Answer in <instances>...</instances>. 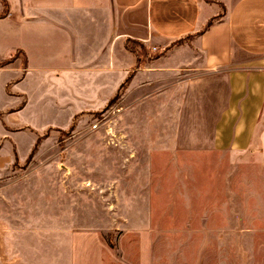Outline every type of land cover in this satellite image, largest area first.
Instances as JSON below:
<instances>
[{
    "label": "rangeland",
    "instance_id": "obj_1",
    "mask_svg": "<svg viewBox=\"0 0 264 264\" xmlns=\"http://www.w3.org/2000/svg\"><path fill=\"white\" fill-rule=\"evenodd\" d=\"M55 40L35 37L34 58L46 59L41 53L55 50ZM124 40L143 60L160 51ZM11 41L0 37V49ZM188 74L135 91L121 83L104 105L82 108L68 124L87 103L72 100L64 81L57 91L72 104H36L51 84L29 79L30 123L65 126L45 128L42 149L1 173L0 225L15 214L33 232L47 226L46 264H56L58 252L57 264H264V144L174 147L179 82ZM80 77L85 85L89 76Z\"/></svg>",
    "mask_w": 264,
    "mask_h": 264
},
{
    "label": "crops",
    "instance_id": "obj_2",
    "mask_svg": "<svg viewBox=\"0 0 264 264\" xmlns=\"http://www.w3.org/2000/svg\"><path fill=\"white\" fill-rule=\"evenodd\" d=\"M0 37L12 38L0 49V175L42 149L45 128L65 126L30 123L33 76L40 86L51 84L35 95L36 104H72L57 91L64 81L72 100L87 103L72 110L68 124L82 108L104 105L121 83L135 91L190 71L179 82L174 147L264 144V0H0ZM35 37H56L55 50L41 53L46 59L34 58ZM124 37L160 51L143 60ZM81 75L89 79L80 86ZM16 218L8 214L0 225V264H46L47 226L33 232ZM63 244L56 241V249L68 250Z\"/></svg>",
    "mask_w": 264,
    "mask_h": 264
},
{
    "label": "trees",
    "instance_id": "obj_3",
    "mask_svg": "<svg viewBox=\"0 0 264 264\" xmlns=\"http://www.w3.org/2000/svg\"><path fill=\"white\" fill-rule=\"evenodd\" d=\"M33 150H34V149H32V150L30 151V153H29V155H28V156H30V155L33 153Z\"/></svg>",
    "mask_w": 264,
    "mask_h": 264
},
{
    "label": "built area",
    "instance_id": "obj_4",
    "mask_svg": "<svg viewBox=\"0 0 264 264\" xmlns=\"http://www.w3.org/2000/svg\"><path fill=\"white\" fill-rule=\"evenodd\" d=\"M152 48H155L154 46H152Z\"/></svg>",
    "mask_w": 264,
    "mask_h": 264
}]
</instances>
